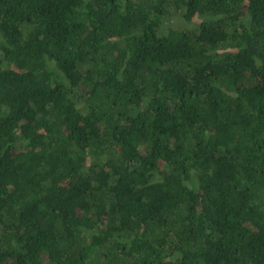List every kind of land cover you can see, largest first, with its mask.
Masks as SVG:
<instances>
[{
  "label": "trees",
  "instance_id": "trees-1",
  "mask_svg": "<svg viewBox=\"0 0 264 264\" xmlns=\"http://www.w3.org/2000/svg\"><path fill=\"white\" fill-rule=\"evenodd\" d=\"M0 264H264V0H0Z\"/></svg>",
  "mask_w": 264,
  "mask_h": 264
},
{
  "label": "rangeland",
  "instance_id": "rangeland-1",
  "mask_svg": "<svg viewBox=\"0 0 264 264\" xmlns=\"http://www.w3.org/2000/svg\"><path fill=\"white\" fill-rule=\"evenodd\" d=\"M172 20L173 21H167V23L165 24V25H162V27H161V31L164 33L166 30H167V26L169 25V24H171V26H177V24L181 21V19H180V16L178 15V17H173L172 18Z\"/></svg>",
  "mask_w": 264,
  "mask_h": 264
}]
</instances>
